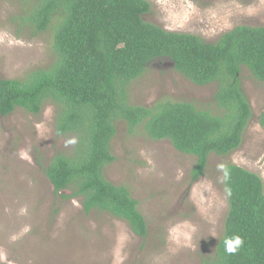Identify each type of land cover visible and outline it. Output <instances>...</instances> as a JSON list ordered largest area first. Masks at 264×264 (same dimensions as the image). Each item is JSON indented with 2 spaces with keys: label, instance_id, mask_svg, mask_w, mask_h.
<instances>
[{
  "label": "rangeland",
  "instance_id": "374dc122",
  "mask_svg": "<svg viewBox=\"0 0 264 264\" xmlns=\"http://www.w3.org/2000/svg\"><path fill=\"white\" fill-rule=\"evenodd\" d=\"M37 0H0V79H23L56 59L53 20L37 31L28 20ZM143 19L168 30L194 33L215 42L240 24L264 25V0H161ZM242 89L253 117L241 145L228 155L211 154L204 173L190 182L196 157L176 150L168 139L128 132L117 120L111 141L114 162L105 177L127 186L147 221L137 236L127 222L108 213H85L80 198H62L45 174L52 157L68 152L74 134L58 135L55 108L46 102L39 114L23 108L0 114V263L2 264H201L213 255L224 233L228 210L223 165L232 162L258 173L264 184V82L241 66ZM215 83L196 85L171 60H151L129 85L138 105L158 100L187 101L218 113ZM181 224L176 244L169 228Z\"/></svg>",
  "mask_w": 264,
  "mask_h": 264
},
{
  "label": "trees",
  "instance_id": "16d2710c",
  "mask_svg": "<svg viewBox=\"0 0 264 264\" xmlns=\"http://www.w3.org/2000/svg\"><path fill=\"white\" fill-rule=\"evenodd\" d=\"M27 1V0H25ZM30 1V0H29ZM148 0H37L28 20L37 31L52 25L55 61L23 79H0V114L20 107L39 114L46 102L55 108L58 135L74 134L70 151L56 153L45 169L62 198H80L85 213L98 211L127 222L134 234L147 235V221L129 188L104 175L114 162L111 141L117 120L128 132L168 139L179 152L196 157L190 182L200 177L209 155H228L242 143L253 112L240 80L241 66L264 82V25L240 24L215 42L145 21ZM167 58L196 85L215 83L219 110L187 101L158 100L138 105L129 85L153 59ZM264 127V111L259 116ZM228 210L224 233L213 255L201 264H264V184L238 164L223 165ZM239 235L243 245L225 250V238ZM2 264V263H0Z\"/></svg>",
  "mask_w": 264,
  "mask_h": 264
},
{
  "label": "clouds",
  "instance_id": "9594fccd",
  "mask_svg": "<svg viewBox=\"0 0 264 264\" xmlns=\"http://www.w3.org/2000/svg\"><path fill=\"white\" fill-rule=\"evenodd\" d=\"M148 1L152 5L153 4H155V5L161 4V0H148ZM70 143H75V141L72 140V141H70ZM184 227L185 226L181 225V224L172 225L168 230L169 231V239L172 242L179 244L181 242L182 236L184 235V232H183ZM224 244H225V250L228 253H230V254L235 253L243 245V239L239 235H232L230 237L225 238ZM2 258L3 257H0V259H2Z\"/></svg>",
  "mask_w": 264,
  "mask_h": 264
},
{
  "label": "water",
  "instance_id": "95a60500",
  "mask_svg": "<svg viewBox=\"0 0 264 264\" xmlns=\"http://www.w3.org/2000/svg\"><path fill=\"white\" fill-rule=\"evenodd\" d=\"M173 63V62H172Z\"/></svg>",
  "mask_w": 264,
  "mask_h": 264
}]
</instances>
